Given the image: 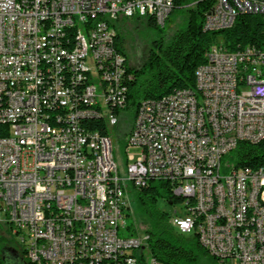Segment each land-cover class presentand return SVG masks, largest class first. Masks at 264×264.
<instances>
[{
    "label": "built area",
    "instance_id": "1",
    "mask_svg": "<svg viewBox=\"0 0 264 264\" xmlns=\"http://www.w3.org/2000/svg\"><path fill=\"white\" fill-rule=\"evenodd\" d=\"M173 0H0V225L30 264H164L127 228L129 188L168 182L170 224L219 264H264V156L226 155L264 140V42L211 44L194 88L139 102L124 139L112 133L133 74L115 47L118 19L163 26ZM262 17L264 0H214L204 26ZM98 108L111 117L99 140ZM135 148V153H129ZM178 205V206H177ZM179 209L182 214L178 213Z\"/></svg>",
    "mask_w": 264,
    "mask_h": 264
},
{
    "label": "trees",
    "instance_id": "2",
    "mask_svg": "<svg viewBox=\"0 0 264 264\" xmlns=\"http://www.w3.org/2000/svg\"><path fill=\"white\" fill-rule=\"evenodd\" d=\"M213 4L214 0H173V7L166 18L174 27L170 34L164 33V25H156L150 17H129L139 25L157 31V38L150 42L146 57L134 65L130 63L125 49L123 33L126 26L115 23L116 50L124 55L127 69L133 74V80L128 86L124 118L116 128L123 150L125 146L123 136L131 127L139 102L147 98L161 97L174 89L194 88V70L204 62V53L211 44L219 39H222L230 49L251 43L257 46L263 44L262 17L254 14H238L233 25L224 30H204V15ZM120 20L123 19L116 22ZM129 119L130 123L127 124ZM101 122L99 133L111 138V127H107L103 119ZM262 156L264 140L257 144L241 141L226 158L232 160L236 166L253 167L259 163L257 159H262ZM129 196L133 202V213L128 229L131 234L148 235V248L152 257L164 264H200L203 257L215 262L195 235L186 237L180 233L170 224L169 213L157 207L158 197L174 203L180 201L172 194L168 182L150 179L145 186L138 189L131 186ZM128 216L127 213L126 217ZM9 241L0 229V264H6L5 251H8V248L13 251L11 258L19 257L30 264L13 246H9Z\"/></svg>",
    "mask_w": 264,
    "mask_h": 264
},
{
    "label": "rangeland",
    "instance_id": "3",
    "mask_svg": "<svg viewBox=\"0 0 264 264\" xmlns=\"http://www.w3.org/2000/svg\"><path fill=\"white\" fill-rule=\"evenodd\" d=\"M117 25H123L126 26L124 29V37H125V49L127 52V57L130 60V63L134 65L136 62H141L145 57L148 52L150 42L153 39L157 38V31L154 28H148L144 25H139L137 21L134 19L131 20V18H123V20H120L116 22ZM164 33L170 34L174 27L171 26V24L166 21L164 23ZM129 117L127 116V119ZM126 119V120H127ZM130 123V119L128 120V123ZM128 133V132H127ZM125 133L123 136L124 139L127 135ZM120 137L119 134H117L115 131L112 133V147H113V154H114V159L115 162L118 166V169L120 172H123L124 168V162L126 160V157L124 155V150L122 149V146L120 144ZM137 150L135 148H129L128 152L129 153H135ZM157 207L161 210H164L166 212H171L172 207L168 204V202L161 198L158 197L156 200ZM178 206V205H177ZM178 210V213L182 214V212ZM129 216L124 218L125 224L127 225V228L123 229L122 231L119 232V235L125 236L130 233L128 229V224L131 221V216L133 213V202L130 200V206L127 210ZM0 229L2 232H4V227L0 226ZM7 236V235H6ZM186 237H190L189 234H185ZM8 237V236H7ZM9 238V246L17 247L16 244L14 243V239L16 240L17 238L14 236L13 238ZM10 252L5 251V256H6V264H21V259L19 257L17 258H11L10 257ZM15 261V262H13ZM200 264H219L216 260L215 262L211 261L208 257H203L201 260Z\"/></svg>",
    "mask_w": 264,
    "mask_h": 264
},
{
    "label": "bare ground",
    "instance_id": "4",
    "mask_svg": "<svg viewBox=\"0 0 264 264\" xmlns=\"http://www.w3.org/2000/svg\"><path fill=\"white\" fill-rule=\"evenodd\" d=\"M229 27L231 26H204V30L219 31V30L227 29ZM98 117H100V119H103L107 127H111V117L108 116L106 108H98ZM108 139H110L108 135H103L99 133V140H108Z\"/></svg>",
    "mask_w": 264,
    "mask_h": 264
},
{
    "label": "water",
    "instance_id": "5",
    "mask_svg": "<svg viewBox=\"0 0 264 264\" xmlns=\"http://www.w3.org/2000/svg\"><path fill=\"white\" fill-rule=\"evenodd\" d=\"M8 249H9L8 251L10 252L9 254L12 255L13 251L11 250V248H8Z\"/></svg>",
    "mask_w": 264,
    "mask_h": 264
},
{
    "label": "flooded vegetation",
    "instance_id": "6",
    "mask_svg": "<svg viewBox=\"0 0 264 264\" xmlns=\"http://www.w3.org/2000/svg\"><path fill=\"white\" fill-rule=\"evenodd\" d=\"M21 264H27L25 260L21 259Z\"/></svg>",
    "mask_w": 264,
    "mask_h": 264
}]
</instances>
